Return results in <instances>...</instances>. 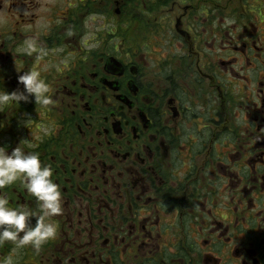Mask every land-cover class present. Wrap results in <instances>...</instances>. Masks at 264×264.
<instances>
[{"label": "flooded vegetation", "instance_id": "1", "mask_svg": "<svg viewBox=\"0 0 264 264\" xmlns=\"http://www.w3.org/2000/svg\"><path fill=\"white\" fill-rule=\"evenodd\" d=\"M29 70L51 103L0 107V147L39 154L62 211L0 261L264 264V0H0V90Z\"/></svg>", "mask_w": 264, "mask_h": 264}, {"label": "clouds", "instance_id": "2", "mask_svg": "<svg viewBox=\"0 0 264 264\" xmlns=\"http://www.w3.org/2000/svg\"><path fill=\"white\" fill-rule=\"evenodd\" d=\"M233 23L225 20V27ZM23 51L31 55L35 51L32 42L26 41ZM23 92L7 93L0 90V107L19 104L34 96L40 106L51 103L49 85L37 70H29L19 76ZM53 169L42 164L35 152H25L21 147L10 154L0 147V190L17 181H22L26 191L38 203V212L25 207H11L7 196L0 194V242L12 241L17 248L31 246L37 252L49 240L56 236V225L49 222L62 211V193L52 179ZM33 218L35 223L33 224ZM0 264H13L11 257H6Z\"/></svg>", "mask_w": 264, "mask_h": 264}]
</instances>
